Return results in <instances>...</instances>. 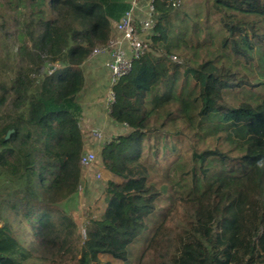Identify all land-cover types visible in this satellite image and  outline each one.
<instances>
[{"label": "trees", "instance_id": "1", "mask_svg": "<svg viewBox=\"0 0 264 264\" xmlns=\"http://www.w3.org/2000/svg\"><path fill=\"white\" fill-rule=\"evenodd\" d=\"M1 6V30L5 16L18 22L12 66L0 68V178L18 227L0 216V264H264V0H154L151 47L112 88L120 130L96 164L114 179L102 212L78 225L60 204L78 194L93 142L80 128L81 67L128 0Z\"/></svg>", "mask_w": 264, "mask_h": 264}, {"label": "rangeland", "instance_id": "2", "mask_svg": "<svg viewBox=\"0 0 264 264\" xmlns=\"http://www.w3.org/2000/svg\"><path fill=\"white\" fill-rule=\"evenodd\" d=\"M0 2H2V0H0ZM0 13L3 14L5 13V15L7 16L9 11L7 10L6 7L4 8L1 6ZM6 16L3 18V21L5 22V30L0 29V68L3 67L5 68L6 66L7 68H11L12 58H14L13 54L18 47L17 39H16V34L18 32V24H17L18 22H16L15 20L14 21L9 20L8 18L6 19ZM5 63H7V65ZM82 67L85 68V65H83ZM93 69L96 70L97 67H93ZM42 70L45 73L47 71L50 72L52 68H49V64H45ZM99 70L100 69L98 68V71ZM83 71L85 78V87L87 89L89 87L88 80H91L93 85L102 83L105 90L104 93H102L101 95L102 96L104 95V99H105V94L108 87V83L104 82L106 78L100 77L99 79L98 75L97 78H95L93 71L89 73L87 70H83ZM101 72L102 71H100V73ZM5 75L7 74L0 72V77H1L0 79H3ZM88 96H91V92L90 93L88 92ZM4 111H5L4 109H1L0 113ZM107 127H108V123H104V119L101 120L100 123H97L95 121L88 122V120H86L85 117H82L80 119V128L83 131H85V135L88 136L89 138H91L92 131L97 128L98 129L102 128L105 136L107 133L114 131L113 129L111 130L110 128L108 131ZM115 135L117 134L113 133V136ZM179 147L180 146H177L176 149H180ZM99 169L102 171V169L96 164V167L93 170L97 171ZM159 175H161V173H159ZM92 176H93V172L88 173L86 181L85 182L83 181L78 188V194L63 201L60 204L61 211L65 214L72 215L77 225L79 223L80 214L87 213L92 215H99L104 207L103 191H104V182L106 181V179H104V177L101 175L100 180H95ZM7 192L8 190L6 189V184L0 178V216L2 220L7 221L8 223H10L11 226H13L16 229L18 227L17 220L15 219L13 213L8 209L7 205L5 204V194ZM177 197H178V193L176 192L173 194L174 202ZM170 203L171 201L169 200V195L164 197L161 196L156 201V211L159 216L158 218L160 220V224H164L167 221ZM22 225L24 227H27L25 223H23ZM147 233H148V229L142 230L138 240L132 243L129 247V255L130 257L134 256V260L137 258L140 251L143 248L144 240L147 237ZM82 235L84 236L83 230H82ZM35 245L36 244L32 246V250L37 253V251H39V247ZM146 246L148 247V249H150L151 243L146 244ZM148 258H149V254L146 253V256L143 259H148ZM99 259L101 264H123L122 261L115 260L108 255H101L99 256Z\"/></svg>", "mask_w": 264, "mask_h": 264}, {"label": "built area", "instance_id": "3", "mask_svg": "<svg viewBox=\"0 0 264 264\" xmlns=\"http://www.w3.org/2000/svg\"><path fill=\"white\" fill-rule=\"evenodd\" d=\"M129 8L119 22L115 24L113 38L107 45L92 51V57L104 58L109 73L108 87L104 99V123H108L109 108L114 103L113 86L119 79L131 72L133 62L143 56L151 47V36L155 27L154 0H128ZM171 60H176L171 57ZM51 72V70H50ZM121 128L127 129L126 124ZM91 132V131H90ZM118 134V132H114ZM92 147L85 149L80 157V166L83 170V181L87 174L93 172V178L100 180L101 170L94 171L98 162L100 148L115 139L117 135H106L103 129H94L91 133Z\"/></svg>", "mask_w": 264, "mask_h": 264}, {"label": "crops", "instance_id": "4", "mask_svg": "<svg viewBox=\"0 0 264 264\" xmlns=\"http://www.w3.org/2000/svg\"><path fill=\"white\" fill-rule=\"evenodd\" d=\"M115 34H116V32L114 29V32H113V35L111 38H113ZM84 65H85V68L82 67V70H87L88 73L93 71L95 78H97V75H98L99 79H100V77L106 78V80H104V79L103 80L105 83L108 82L109 76H108V70H107L104 58L92 57L91 60L86 62ZM93 67H97V69L94 70ZM98 68L100 69L99 71H98ZM100 71H102V72L100 73ZM88 84H89V87L87 89L85 87V78H84L83 91L79 94V96L76 100L82 106L83 117H85V119L88 120V122L89 121H92V122L95 121L97 123H100L101 120L104 119V105H103L104 95L102 96L101 94L104 93L105 89H104V86L102 85V83L93 85L92 81L88 80ZM105 87H106V85H105ZM88 92L89 93L91 92V96H88ZM107 128H108V131H109V128L111 130L113 129L114 131L107 133L106 135L112 134L116 130L109 122H108ZM119 130H117V132H119ZM92 144L93 143H91L90 141L87 142L85 149L91 148ZM101 175L106 180L107 179H114V176L105 170L101 171Z\"/></svg>", "mask_w": 264, "mask_h": 264}]
</instances>
